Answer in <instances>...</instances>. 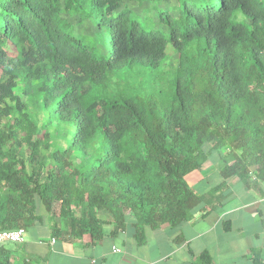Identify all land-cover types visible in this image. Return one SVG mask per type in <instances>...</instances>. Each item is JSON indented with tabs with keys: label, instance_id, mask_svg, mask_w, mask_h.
<instances>
[{
	"label": "trees",
	"instance_id": "16d2710c",
	"mask_svg": "<svg viewBox=\"0 0 264 264\" xmlns=\"http://www.w3.org/2000/svg\"><path fill=\"white\" fill-rule=\"evenodd\" d=\"M214 154L264 180V0H0V230L142 244Z\"/></svg>",
	"mask_w": 264,
	"mask_h": 264
},
{
	"label": "crops",
	"instance_id": "0c3cea01",
	"mask_svg": "<svg viewBox=\"0 0 264 264\" xmlns=\"http://www.w3.org/2000/svg\"><path fill=\"white\" fill-rule=\"evenodd\" d=\"M201 201L191 221L172 229L165 224L148 230L139 244L130 224L125 231L94 240L54 237L50 223L30 229L18 254L35 264H255L264 258V180L252 171L247 177L221 173L214 154L199 171L186 176Z\"/></svg>",
	"mask_w": 264,
	"mask_h": 264
},
{
	"label": "built area",
	"instance_id": "2783aa9c",
	"mask_svg": "<svg viewBox=\"0 0 264 264\" xmlns=\"http://www.w3.org/2000/svg\"><path fill=\"white\" fill-rule=\"evenodd\" d=\"M27 231L25 229L0 230V245L3 244H23L25 242Z\"/></svg>",
	"mask_w": 264,
	"mask_h": 264
},
{
	"label": "rangeland",
	"instance_id": "374dc122",
	"mask_svg": "<svg viewBox=\"0 0 264 264\" xmlns=\"http://www.w3.org/2000/svg\"><path fill=\"white\" fill-rule=\"evenodd\" d=\"M168 61L167 64L165 65V70L168 71L170 70L172 67L177 65L178 62V58L176 56V54L173 52L172 48L168 49ZM16 93L20 92V89H16L15 90ZM28 235L26 236L27 239Z\"/></svg>",
	"mask_w": 264,
	"mask_h": 264
}]
</instances>
